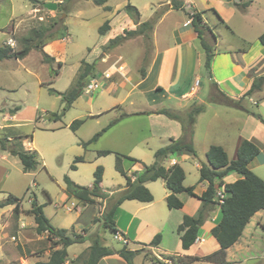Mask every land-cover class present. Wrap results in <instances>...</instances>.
I'll return each mask as SVG.
<instances>
[{"label": "rangeland", "instance_id": "374dc122", "mask_svg": "<svg viewBox=\"0 0 264 264\" xmlns=\"http://www.w3.org/2000/svg\"><path fill=\"white\" fill-rule=\"evenodd\" d=\"M39 1L44 5L50 2L59 4L61 0ZM62 1L60 9L56 11L47 10L41 5L39 7L41 9L40 14L44 15V21L37 22L31 16L33 8L31 0H0V46L5 45L3 41H8L12 38L10 30L14 28L16 35L13 37L16 41L14 49L19 50L22 47L19 43L22 37L28 36L32 29L38 28L40 24L49 25L54 18L60 20V23L66 24L69 31V38L66 41L59 42L60 44H57L54 48L53 55L60 58V60H55L53 63L44 62L43 52L37 48L23 60H0V108L3 109L0 112V132L4 130V133L6 131L10 134L21 135L24 148L28 149V143H30L32 146L30 150L36 151L40 158V165L35 171L24 172L19 158L3 151L0 147V166L7 168L9 171L6 185H3V181L0 182L2 183L0 184V198L3 197L4 189L11 188L13 192L23 197V199L21 198L22 202L19 203V209L32 207L33 203H37L42 206L44 214L55 228L69 229L70 235L76 232L88 238L84 243L69 247V256L72 257L73 255H80L82 252L86 253L88 246L91 245L92 239L96 235L100 236L104 244L115 250L121 249L123 244L115 240L112 232L106 229L103 224L104 216L115 204L118 194L106 200L96 199L93 204H83L66 196L64 177L68 176L76 184L89 187L93 183L94 172L97 167L101 166L104 169L103 190L108 193L120 192L124 188L125 178L115 168V154L100 156L99 152L109 150L122 155H132L131 157L138 161L151 164L154 161V153L150 150L160 144L153 139L148 144L142 141L151 136V132L148 129L150 123L147 118L131 117L128 120H124L120 125L112 126L109 129V125L114 123L115 119L122 117V110L118 109L117 111L115 108L112 113L102 116L99 119V124L96 123L97 121L86 119L89 107L88 101L92 104V111L95 112L106 107L109 109L116 106L123 99L128 101L125 103L128 111L132 109L129 101L134 100V96L128 94L130 92L128 89L131 88L128 83H126V86H120V88L116 89L118 92L115 95L108 90L106 81L100 79L101 88L97 93L91 95L82 94L81 99L62 116L61 120L54 121L50 118L52 113H60L62 109L61 97L51 94L50 90L55 89L62 92L68 90L76 81L83 61L95 62L98 68L103 70L105 65L101 64L100 61L102 63H110V61L123 56L120 65H125L126 69L131 70L128 78L134 81L141 74L137 69L140 68L141 70L144 66H147L150 56L154 54L152 37L151 40L140 38L138 41L125 42L108 52L105 49V45L109 38L100 35L98 30L107 19L112 18L111 14L105 12L103 6L94 4L93 0ZM151 1L159 0H108L106 5L115 8L130 3L140 9L144 22L149 20L151 12L145 6ZM257 2V5L250 10V30L247 34L249 42L242 44L237 37L231 34L226 25L218 23L219 30H214V34L220 41L219 48L225 49L231 45L247 51L251 47L254 48V52L261 46L255 40L256 32L259 28L264 29L263 18H260L264 0H257ZM230 4L232 7L235 6L232 3ZM162 9L158 10V13ZM188 12L190 13V8H187V14ZM180 14L183 18H187L184 11ZM224 15L226 16V12H224ZM206 17L211 22V17L214 18V15L207 13ZM117 19L114 21L112 31L117 28ZM240 23L239 17L236 16L232 24L236 29H239ZM230 42L233 43L230 44ZM147 59L148 62L146 63ZM59 62L62 63V67L59 69L60 75L54 77L53 70L59 68ZM206 72L207 70L204 66L202 78L205 83L209 79ZM51 80L55 81L54 84H48ZM159 95V93H153L151 96ZM259 96L262 97L263 94H256L253 97V100L258 103L255 104L254 102H249V100L245 103L251 115L264 114V108L259 104L261 102L258 101ZM162 98L160 100L161 97H157L161 101V106L170 108L171 102L164 97ZM16 107L19 108L15 114L16 118L9 123L3 121L4 114L8 113L10 115L9 110ZM77 119H83L85 122L77 132H74L70 129V125ZM8 124H11L12 128H7ZM107 127L109 130L106 133H103L96 141L88 143L96 134ZM197 153L198 158L202 159L204 157L200 150ZM77 157H83L84 162L77 163V169L73 170L72 166L75 164L74 161ZM230 157H232L231 153ZM123 165L125 169L132 167L129 159H123ZM185 167L190 173L187 184L197 185L195 161L187 160ZM255 172L261 173L259 169L255 170ZM262 177L264 178V175ZM159 202L160 192L156 199V207L159 204L162 206L163 202ZM72 203L75 204L73 211L67 212L66 208ZM7 210L9 208H6L5 212ZM19 211L17 212L14 209L12 218H14L15 222L13 221L12 223V231L9 229L6 231L2 230L0 222V230L3 231L0 239V264H19V261H16L17 259L30 255L39 258V261H46L50 254L52 242L47 240L46 235H42L43 239L40 241L23 245L18 238V230L16 231L14 228V226H19L16 224ZM26 215L30 216L29 213ZM23 218L26 222H32L30 218L21 217V219ZM76 224L79 226H73ZM262 227V229L257 230L255 249L252 251V254L261 258L264 257V222ZM24 228H26L27 235L32 236V238L38 237L35 228L30 229L27 224H25ZM142 252H144L143 254L146 258L144 264H153V254L150 249L144 247ZM35 257L28 259L27 264H36L37 259ZM70 257L67 264H71V260L75 258V256ZM166 258L164 259L166 260ZM141 260L140 258L137 259L140 264ZM168 261L166 260L167 264H173L168 263ZM260 263L262 264L260 260H246L244 262V264ZM74 264H83V262L79 258ZM195 264L211 263L199 261Z\"/></svg>", "mask_w": 264, "mask_h": 264}, {"label": "crops", "instance_id": "0c3cea01", "mask_svg": "<svg viewBox=\"0 0 264 264\" xmlns=\"http://www.w3.org/2000/svg\"><path fill=\"white\" fill-rule=\"evenodd\" d=\"M178 1L183 2V6L180 9H176L172 6V0L151 1L145 6V8L149 9L151 12L148 21H152L154 19L156 21L151 33L154 54L153 56H150L149 62L145 69L144 77H142L140 74V76H137L134 81L129 80L128 77L131 70L126 69L125 65H120L123 60V56H120L116 60L112 61H110L109 58L110 63H102L100 61L101 64L105 65V69L103 70L99 69L98 65L95 62H92L96 65L95 78L98 80V82L100 79L106 81V83L108 84V90L113 94L118 92L116 91V89L120 88V86H126V83H128L131 86V88L128 89V91H130L128 94L133 95L134 100L129 101V105L132 107V109H129V111L127 106L125 105V103L128 101H125L123 99L122 101H120V103H118V105L110 107L109 109L108 107H106L104 109H100V111L97 112L92 111V104L88 101L87 104H89V107L87 109L88 113L86 119L97 121L96 123L99 124V119L106 114L112 113L115 108L117 109V111L118 109L122 110V117L120 119H115V122L109 125V129H111L112 126L115 127V125H120L124 120H128L131 117L147 118L150 123L148 129L151 132V136L143 139L142 141L148 144L149 141L153 139L155 142L159 143L160 145L154 147V149L151 148L150 150L155 154L158 149L169 145L172 140H177L183 135V128L179 121L170 119L163 114H157L156 112L161 109H169L181 114H186L193 105L206 104L204 112L198 115L196 119L194 134L191 140L196 155L192 152L183 150L176 156L165 160L164 166L166 168L172 167L176 164L181 166L186 175L184 186H196L195 194L200 196L207 189V184L199 183V170L203 164L208 163L206 153L210 146L216 144L223 147L228 155L229 160L233 161L237 157V151L241 142L247 139L254 141L260 148V153L249 164V168L257 176L264 180V178L262 177L264 175V123L262 122V120L257 118L256 115H251L245 104L247 100H249V102H254L255 104L258 103L257 101L253 100V97L256 94H263L262 97L259 96L258 101L261 102L259 104H261L264 108V85L260 91H255L253 94H251V96L243 98L246 92L251 88L253 80L259 76L264 75V44L259 41V37L264 33V29L259 28V30L256 32L255 41L259 42L261 46L254 52V48L251 47L246 51L245 49H240L239 47H233L231 45H229L225 49H221L219 48L220 41H218V37L214 34V30H219L218 23H220L222 25H226L231 34L234 37H237L242 44L249 42L247 34L250 30V10L255 5H257L258 2L257 0H229L227 2L225 0ZM62 2L63 1L61 0L59 4H62ZM233 2L237 4L249 2V5L246 8H242L240 5L232 7L230 3ZM106 3L105 5H103V9L105 12L111 14L112 18L107 19L109 21L110 30L102 36H107L106 38H109L108 42L111 39L115 38L116 35L118 36L119 34H124L125 30H135L138 25L144 22H148H143V17L140 9L136 6L135 7L140 13V19L138 23H136L125 12V7L130 3H127L122 7L115 8L107 6ZM41 5H43V3L39 2L37 6H35L34 4L32 6L33 8L31 11V16H33L34 18L32 19H36L37 22L44 21V15L40 14L41 9L39 7ZM259 5L261 4L259 3ZM161 8H163L162 11L158 13V10H160ZM187 8H190V13L188 12V14ZM261 10L262 14L260 13V18H263L264 23V7H262ZM182 11H184L187 18H183L181 16L180 13ZM194 12L201 13L203 23L209 28V30H207L205 33V39L213 47L214 55L211 62V71L210 73L206 72L209 77L207 83H205L202 78L204 75V59L206 60V54H204L205 51L201 46L198 35L192 25V20L189 16V14ZM224 12H226V16L228 17L224 15ZM207 13L214 15V18L211 17V22L208 21L206 17ZM236 16L239 17V22H241L239 29H236L232 24V22L235 21ZM116 19L118 20L116 23L117 28L112 31L114 21ZM14 31V28L10 30L12 38L16 36ZM68 38L69 36L60 41L50 42L43 47L42 51L54 57L56 61L60 60V58H57L53 55L54 48L57 44H60L59 42L66 41ZM140 38L144 37L137 36L132 39L126 40L125 42L138 41ZM6 42L7 41H3V43ZM232 43L233 42H230V44ZM32 51L29 54H31ZM110 51L111 50H108V52ZM92 63L90 62V64ZM59 69L60 68H58V70ZM137 70L140 73V68ZM59 75L60 70L58 76ZM106 75H109V77H107ZM216 87L223 91L230 98H233L235 100H240L241 98H243V107L234 108L220 104L209 103L210 95ZM100 88L101 85L96 92H92L91 94L97 93ZM58 92L64 93L62 91ZM84 93L85 92L83 91L82 94ZM153 93H159V96L161 97L160 100L163 99L162 97L168 99L172 104L170 107L171 109L165 106H161V101L157 99V97L159 96H151ZM91 94L89 93L88 95ZM80 99L81 96L73 103L72 107ZM55 114L56 113H52L50 118L54 121H59L55 120ZM259 115L264 120V114L260 113ZM15 118V114L9 115L8 113H6L3 116V121L9 123ZM7 127L12 128V125L8 124ZM109 129L107 127V131ZM31 148L32 146L30 145V143H28V149H25L30 150ZM198 150H200L202 154H204V157L202 159L198 158ZM230 153L232 154V157H230ZM131 156L132 155H129V157ZM187 160L195 161V168L197 169L195 174L196 180L198 181L197 185L187 184L188 175L190 174L185 167V162H187ZM129 161H131L132 163L131 168L125 169L123 163L122 166L124 170L127 171V173L132 177V180H136V175L143 171L145 165L149 166L153 164L155 161V157L154 161L151 164H147L142 161ZM257 169H259L261 173L255 172V170ZM8 172L9 171L7 170V168L0 166V182L3 181V185H6L7 183V178L9 176ZM240 178L241 177L239 175L234 173L228 176L225 179V182L232 183ZM145 185L154 196V200L152 202L144 203L137 200H127L124 201L116 210L114 220L118 229V233H120L126 239V244H124V242H120L123 244V246L126 245L131 250L143 249L144 244H149L157 234H161L162 239L158 247H145L147 249H150L151 253L153 254V264H160L158 263V260L167 263L164 258L169 256L203 257L220 249V245L218 244L217 240L210 235L211 229L219 224L222 218V213L219 205L211 208L212 211L209 213L208 219L202 227V234L197 239L196 243L189 249L184 250L182 248L180 235L177 233V227L182 223L183 217L185 215L198 217L204 206L203 201L198 197H193L189 196L186 193H182L178 195V197L184 203L183 208L178 210H170L167 206V197L170 192L167 190L164 180L159 179L157 181L147 182ZM153 185L160 186L153 187ZM198 188L199 190H197ZM121 191L117 193H108L107 191L104 192L108 193L109 195H119ZM159 192V203L163 202V204L162 206L159 204V206L156 207L155 203L157 197L159 196ZM9 195L18 198L22 196L17 195L11 188L4 189L3 197L0 198V202L4 201ZM95 201L96 199L94 200V202ZM6 208H9V210L5 212ZM30 209L31 207H24L19 209L20 211L16 219V224L19 226H14L16 231L18 230V238L23 245L27 243L37 242L43 239V237L39 235L37 238H32V236L26 234L27 231L25 230L26 228H24L25 224H27L30 229L35 228L36 230L34 216L29 213ZM26 212L29 213L30 216L26 215ZM13 214V205L0 208V222L2 224V230L6 231L7 229H9L10 231H12L11 228L13 227L12 223L14 221V218H12ZM21 217L30 218L32 219V222H26L24 218L21 219ZM263 222L264 210H261L251 218L238 242H236L227 250L226 264H244L246 260H260L262 261V264H264V257L261 258L260 256L252 254V251L255 249L254 245L256 244L257 240V238H255L257 236V230L263 228ZM22 224L24 225V227H21ZM73 226L77 227L79 225L76 224ZM2 230H0V239L3 233ZM112 234L114 236L115 233ZM143 253L144 252H141L134 258V264H140L137 261L138 258L142 259L141 264H144L146 258ZM74 256L76 258L78 255H73L72 257ZM31 257L35 256L30 255L21 257L16 261H19V264H27L28 259H30ZM69 257L70 256L68 252V260ZM35 258L37 259V262H46L49 259L48 257L46 261H39V258ZM197 262L199 261H196L193 264ZM99 264H127V262L118 254H114L108 257H104Z\"/></svg>", "mask_w": 264, "mask_h": 264}, {"label": "trees", "instance_id": "16d2710c", "mask_svg": "<svg viewBox=\"0 0 264 264\" xmlns=\"http://www.w3.org/2000/svg\"><path fill=\"white\" fill-rule=\"evenodd\" d=\"M34 5H37L39 0H31ZM108 0H93L97 6H103ZM235 6L240 5L242 8H246L249 2L237 4L232 3ZM61 4H58V10ZM172 6L176 9H180L183 6V2L178 0H172ZM125 12L136 22H139L140 13L135 6L128 4L125 7ZM192 25L195 32L198 35L201 46L205 51V69L208 73L211 71V62L213 58V47L206 41L205 33L209 28L203 23L201 13L194 12L189 14ZM155 19L152 21L144 22L135 30H125L124 34L118 35L111 39L105 46V49L111 50L126 40L132 39L137 36H143L147 40H151V33L154 28ZM60 20L55 18L49 25L41 24L38 28H33L28 36H24L19 40L21 48L15 50L14 47L8 45L0 46V60L4 59H23L33 49H39L42 51L43 47L55 40L65 39L68 34V26L60 23ZM110 30L109 21L107 20L98 30L100 35H105ZM15 39V38H14ZM259 41L264 44V33L260 35ZM43 52V51H42ZM44 62H55V58L43 52ZM148 62V59L145 61ZM96 65L90 64L86 61L81 63L79 75L73 85L64 93H60L55 89H51V94H56L61 97L62 109L60 113H56L55 120H60L62 116L72 107L73 103L82 95L83 88L91 79L96 77ZM58 67H62V63L59 62ZM144 66L141 70V76H145ZM59 70H53L54 77L58 76ZM52 80L48 84H53ZM264 85V75L259 76L253 80L251 88L246 92L243 98L251 96L255 91H260ZM235 100L227 96L219 88H214L212 91L209 103L220 104L227 107L241 108L242 99ZM206 104L193 105L186 114H181L169 109H161L157 114L166 115L168 118L179 121L183 128V135L177 140L160 149L155 154V161L149 166H144L141 173L136 175V180H132V177L124 170L122 163L123 159H129L134 162H140L134 158L126 155L113 153L111 151H100V156H106L115 154L116 164L115 168L126 180V184L118 195L115 204L106 213L103 219L104 227L110 230L112 233H117L118 229L114 220V216L117 208L127 200H137L144 203H150L154 200V196L151 191L146 187L147 182L157 181L159 179L164 180L167 190L170 192L167 197V206L170 210H178L183 208L184 203L178 195L186 193L189 196L198 197L203 201L204 206L198 217H192L185 215L182 223L177 227V233L180 235L182 248L184 250L192 247L197 239L202 234V227L208 219L209 213L212 211V207L219 205L216 200V192L218 189L223 188L226 197L224 203L219 205L222 213V218L219 224L213 227L210 231V235L214 237L220 249L212 252L206 256H169L166 260H171L173 264H193L196 261H203L212 264H226L227 250L232 247L241 238L245 227L250 222L251 218L259 211L264 210V180L257 176L250 168L249 164L260 153L259 146L252 140H243L238 148L237 157L235 160L230 161L228 155L223 147L219 145H212L206 153L207 164H203L199 170L200 178L199 183H207V189L200 195L195 194L196 186L185 187V172L178 164L166 168L164 166L165 160L176 156L179 152L186 150L196 155L194 146L192 144V138L194 134V127L198 115L204 112ZM19 110L18 107L10 109L9 113L14 115ZM3 109L0 108V112ZM264 123V120L260 115L256 116ZM84 123L83 119L75 120L70 129L76 132ZM11 128V127H7ZM4 128V129H7ZM107 128L103 129L100 133L96 134L88 143L96 141ZM32 137V136H31ZM21 135L10 134L4 130L0 132V147L3 151L10 153L13 156L19 158L24 172L35 171L40 165V158L36 151L26 150L21 141ZM86 143V144H88ZM84 144V145H86ZM83 157H77L72 166L73 170H76V164L83 162ZM103 167H97L94 172V180L91 187H85L76 184L68 176L64 177L65 194L68 198H74L83 204L94 203L97 198L106 200L113 195L105 193L102 189L101 183L103 181ZM237 174L241 178L232 182L226 183L225 179L231 174ZM23 197H15L9 195L4 201L0 202V208L13 205L15 211H19V203L22 202ZM34 216L36 224V232L38 235H46L48 241L52 242L50 247L49 259L46 262H37L36 264H67L68 262V248L75 244H81L86 242L88 238L82 236L79 233L73 232L69 234L67 229L55 228L50 220L44 214L42 206L37 203H33L29 211ZM162 236L157 234L149 244H144V247H158L161 243ZM142 252V249L131 250L126 245L121 249L115 250L106 244H104L99 235H96L92 239V243L87 249V252H82L76 258L71 260V264H74L79 258L83 264H99L104 257H108L114 254H118L123 258L127 264H134V258ZM86 254V255H85ZM85 255V256H84ZM160 264H167L158 260Z\"/></svg>", "mask_w": 264, "mask_h": 264}, {"label": "built area", "instance_id": "2783aa9c", "mask_svg": "<svg viewBox=\"0 0 264 264\" xmlns=\"http://www.w3.org/2000/svg\"><path fill=\"white\" fill-rule=\"evenodd\" d=\"M5 44L10 47H15L16 41L13 38H10ZM106 76L109 77V75H106ZM99 87H100V84L98 80L96 78H93L84 86L83 91L85 93L91 94L92 92H96L99 89ZM225 197H226V193L224 189L223 188L218 189L216 192V200L218 201L219 205L224 203ZM74 207H75V204L72 203L66 209L67 211L71 212L73 211ZM21 227H24V225L22 224ZM114 239L117 240L118 242H124V244H126V239L118 232L114 234ZM168 263H172L171 260H169Z\"/></svg>", "mask_w": 264, "mask_h": 264}, {"label": "water", "instance_id": "95a60500", "mask_svg": "<svg viewBox=\"0 0 264 264\" xmlns=\"http://www.w3.org/2000/svg\"><path fill=\"white\" fill-rule=\"evenodd\" d=\"M44 8L47 10H51V11H56L58 9V4L57 3H45Z\"/></svg>", "mask_w": 264, "mask_h": 264}]
</instances>
